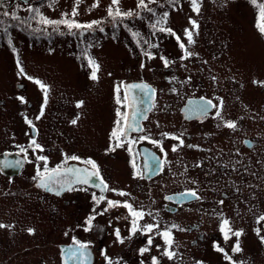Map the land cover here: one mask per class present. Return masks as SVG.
Returning <instances> with one entry per match:
<instances>
[{"label":"flooded vegetation","instance_id":"flooded-vegetation-1","mask_svg":"<svg viewBox=\"0 0 264 264\" xmlns=\"http://www.w3.org/2000/svg\"><path fill=\"white\" fill-rule=\"evenodd\" d=\"M248 1L252 9L256 7L251 0ZM257 19V17L256 20L253 19L254 28ZM219 45L217 48H204V50L198 48L197 51L189 48L199 56L184 61L186 68L181 67L182 62L179 60V56L182 55L181 50L179 48L170 50L166 56L176 63L170 68L160 65L157 68L159 73L157 81L140 77L124 83L144 82L157 90L155 107L148 112V119L140 118V124L149 135L160 138L161 133L164 132L182 134L185 145H199L198 148H178V151L173 153L171 145L177 142L164 138L168 163L164 164L161 171L156 167L155 161L150 162L152 170L145 169L146 175L142 180L133 178V159L138 167H142L145 150L161 158L162 154L147 140L135 144L134 155H130L126 148L117 149L115 152L105 151L109 144L110 132L117 119L115 114L117 107L124 112L133 111L126 106L117 105L114 92L112 119L104 115L102 119L89 115L87 101L83 97H77L76 93H72V96L60 95L57 106L52 111V117L46 115L50 122L48 128H51L50 132H52L49 139L45 133H42L43 126L38 123L37 131L34 132L30 127L31 133H28L27 123L23 119L24 131L20 137L23 141L19 145L27 147L30 139L35 137L45 149L42 154L48 156L50 168L62 162L64 153L81 157V161H68V166L71 167H83V159L91 157L99 164L101 174L110 187L131 194L130 197H119L109 191L105 193L108 199L121 201L128 199L138 208L143 205L154 213L158 212L157 219L162 226L175 223L186 229L185 231L173 229V250L177 255L174 260L164 257L161 264H190L191 260H201L207 239L219 238L217 233L209 234L206 230L207 213L218 217L222 213L227 218L228 204L229 207L233 205L234 209L242 211L243 206L246 209L257 207L260 205L258 198H264V86L253 83L254 80L264 82V63L261 66L253 63V67L246 64L245 68L243 64L245 62L236 58L235 53H239V50H233V46L229 45L226 39L220 41ZM203 61L208 63L204 64ZM189 75L192 76L191 84L180 83ZM212 76H216L217 81H212ZM173 77L176 79L173 80ZM121 87L123 92V83ZM114 88L115 85L113 91ZM173 88L177 91H172ZM97 94L95 100L98 99ZM129 95H135L139 101H143L140 104L141 110L148 107L147 97L139 89H133ZM201 97L212 99L214 103L217 102L216 97H222L224 101L222 115L226 120L236 121L237 129L224 127L221 120L214 118L215 110L200 118L189 111L188 118H185L184 109L202 103ZM81 99L85 104L82 109H77L75 102ZM31 105L32 102H28V106ZM77 115L80 119L76 125H72L70 121ZM32 116L30 113L27 117L35 121ZM130 135L135 139L140 133L131 132ZM246 141L250 143H245ZM7 151L23 157L24 160L20 171L16 175L9 174L8 177L13 178L23 174L30 177L35 174V163H29V160L35 161L36 153L30 151L26 160L17 145ZM233 167L236 171H232ZM9 168L13 172L17 169V167ZM33 186L35 187V182ZM192 188L198 189L203 197L202 200L182 196L186 190ZM237 188L240 189L239 192L236 191ZM36 189L54 203L51 206L52 212H56L57 217L61 219L58 226H61L62 222L65 223V218L69 217L71 220L70 224L64 225L71 230L69 241L59 244L61 264H63L61 246L73 245V237L89 243L87 264H105L101 256L102 249H107L108 255L114 262L122 258L126 264H139L141 259L145 264H150L152 255H160L155 245L163 246V241L158 237H154L151 252L145 253L144 257L139 256L138 249L146 246L147 236L137 234L130 240L126 239L124 244L114 242L115 228L121 230L122 236L129 235L130 221L125 219L128 212L120 206L109 208L102 216L98 215L93 221V229L84 231V220L92 214L94 207L91 193L95 192L99 195L98 188L89 185L88 191H73L59 197L42 189ZM166 196H171L173 199L167 200ZM220 199L224 200L223 205L218 203ZM104 207H107V204L102 202L97 210ZM145 220L152 222L150 217H145ZM72 264L79 262L75 259Z\"/></svg>","mask_w":264,"mask_h":264},{"label":"rangeland","instance_id":"rangeland-1","mask_svg":"<svg viewBox=\"0 0 264 264\" xmlns=\"http://www.w3.org/2000/svg\"><path fill=\"white\" fill-rule=\"evenodd\" d=\"M17 2L21 5L17 14L27 18V23L24 25L17 21L9 23L6 20L10 17L0 19L5 22L0 24V155L23 141V138H20L24 131L23 119L30 113L34 119L39 114L43 100V93L38 85L17 75V55L28 75L51 86L50 100L44 116L40 120L31 119L36 126L38 124L43 126L42 133L49 139L50 134L52 135L51 128H48L49 117H52V111L56 108L60 95L72 96V93H76L77 97H83L87 101L89 115H94L98 119H102L104 115L112 119L114 85L122 84L123 80L124 84L140 77L157 81L159 75L157 68L163 65L158 58L159 55L166 56L170 50L179 48L174 37L159 34L158 38H154V42L160 44L158 50H153L157 58L146 59L123 24L114 27L111 18L107 17L111 0H99L98 7H93L96 0H79L76 19L80 22L102 20L105 29L104 32L99 30L85 32L82 36L67 34V29L63 26L61 31L65 32L64 35L53 31L51 26H47L46 32L33 31L37 28L43 29L45 26L37 23L38 17L32 19L33 13L25 11L28 5L24 0H0V3L7 5L9 9ZM29 2L50 19H61L62 13L70 14L76 5V0H29ZM136 2L137 0H120L119 7L123 10L133 9ZM160 2L164 3V0ZM262 2L263 0H257V3ZM180 4L182 8L179 11L167 8L164 10H170L168 24L181 36L183 29L190 27L188 23L190 16L198 21L199 34L195 36L196 43L188 45L189 48L196 51L198 48L200 50L217 48L219 42L226 39L228 44L233 46V50H239L235 55L238 60L245 62L243 63L245 68L246 64L249 67H253L254 64L263 65L264 35L259 33L257 22L255 28L253 26V19L258 18L256 15L258 8L252 9L248 0H200L199 15L191 11L189 0H180ZM3 11L4 9L0 8V13ZM8 25L10 27L6 35L3 28ZM129 26L145 37L150 35L147 19L130 22ZM114 35L116 39L112 38ZM9 38L13 42L12 45L8 43ZM182 39L186 38L182 36ZM13 46L17 49L16 53L12 51ZM84 52L101 65L98 81L91 83L89 79L90 69L87 67ZM141 62L145 64L143 69L140 68ZM21 95L28 102H32L30 107L28 103L21 104L16 99ZM47 114L51 116L46 117ZM27 129L28 133H31L28 124ZM15 159L14 155L9 158L11 161ZM11 171L9 167L4 170L0 167V223L14 225L0 229V264H61L59 244L69 241L71 230L64 225L70 224V218H65V223L62 222L61 226H58L61 219L57 217L56 212H52L51 206L54 203L33 186L32 176L23 174L10 178L7 175H16L19 172L17 169L15 172ZM258 201L260 205L253 209H246L242 205L241 211L240 206L241 212L234 209L231 204L229 207L227 203V219L230 220L231 226L244 230V235L240 238L243 249L241 253L230 251L235 238L225 242L223 234L219 231L218 215L207 213L206 230L209 234L217 233L219 238L207 239L204 256L201 259L204 264H228L223 255L213 249L214 241L228 250L234 259L243 261V264H264V244L254 231L256 227H262L264 234V226L255 223L256 216L264 214V198H258ZM29 228L35 229L34 234L27 231ZM66 232L68 235H65ZM62 263L64 264L63 258ZM190 264H195V260H191Z\"/></svg>","mask_w":264,"mask_h":264},{"label":"snow or ice","instance_id":"snow-or-ice-1","mask_svg":"<svg viewBox=\"0 0 264 264\" xmlns=\"http://www.w3.org/2000/svg\"><path fill=\"white\" fill-rule=\"evenodd\" d=\"M24 3L27 4V8L25 11L29 13H33L32 19H37V23L45 26L43 29L37 28L33 29V31H47V26H51L53 31L59 32L60 35H64L65 32L61 31V26L67 29V34H79L82 36L85 32L96 31L104 32V27L102 24L104 21L102 20H91L88 22H80L76 19L78 15V5L79 0H76V5L72 8L71 13L68 12L62 13L61 19H50L43 15L39 8L34 7L30 4L29 0H24ZM251 3L255 5L258 9V19L256 23V27L261 35H264V3H257V0H251ZM191 11L197 15H199L201 11L200 0H189ZM120 5V0H111V3L107 9V17L111 18V21L115 26H119L123 24L124 28L127 29L128 33L131 35L133 41L135 42L137 48L140 49L141 55H143L148 60H153L157 58V54L155 50H158L160 44L154 42V38H158L159 34H166L170 37H174L179 49L182 52V55L179 56V60L182 62L181 67H187L184 64V61H188L193 58H198L199 54L191 51L188 45H194L196 43L195 36L198 35L199 23L196 19H193L191 16L188 18V23L190 27L184 28L182 32V36L186 39H182L181 35H178L174 29L169 26V16L170 10L179 11L182 8L180 4V0H164V3H161L160 0H137L135 8L123 10ZM99 6V0H96V3L93 7ZM21 5L17 2L12 9H9L7 5L0 3V8H3L4 11L0 13V15L4 17H10L11 20L19 22L20 25H24L27 23V18H22L17 14V11L20 9ZM51 7V4L49 5ZM170 10H164V9ZM148 20V26L150 29V35L145 37L138 30H133L132 27L129 26L130 22H135L136 20L144 21ZM3 20H0V24H4ZM9 27L5 26L3 28V32L7 35L9 32ZM116 39L115 35L112 37ZM9 45H12V40L9 38ZM91 47V45H89ZM12 51L14 53L17 52V49L13 46ZM51 51V50H50ZM84 58L87 60V67L90 69L89 79L92 81H98L99 76L98 73L101 70V65L93 59L87 52H84ZM163 64L164 68H170L171 65L175 64V60H169L163 54L158 57ZM204 64H207V61H203ZM16 66L18 68L17 75L25 77L29 81H33L36 85L39 86L41 92L43 93V100L40 105L39 114L35 117L36 120H40L44 114L47 105L50 100V91L51 86L41 81L38 78L30 76L26 73L24 67L21 64L19 56H16ZM83 66V65H82ZM145 64L141 62L140 68L143 69ZM111 75V73H109ZM173 80L176 77L172 78ZM212 81H217L216 76L211 77ZM192 82V76L189 75L184 81H181L183 85H189ZM123 83V82H122ZM254 84H259L260 86H264V82L262 81H253ZM133 89H139L140 92L147 97L148 107L143 110L140 109V104L143 101H139L135 95H129V93ZM172 91H177L175 88ZM157 90L153 88L151 85L141 82L139 84H123V92L121 84H117L114 88L115 93V103L117 105L126 106L129 109H133V111L124 112L120 107L116 109V117L117 119L114 122V126L109 135V144L106 148V152H115L117 149H125L130 155H134V146L138 141H149L152 145H154L160 153L161 157H157L155 153L148 152L145 150L143 155L144 164L142 167H138L135 160L132 161V169H133V178L142 180L145 178V169L149 171L152 170V164L150 162L155 161L156 167H158L161 171L163 170L164 164L168 163V152L164 146V138H170L171 140L176 141L171 145V152L175 153L178 151V148L188 147V148H198L199 145L187 144L185 145V141L183 135H177L174 133L164 132L161 133L160 138H153L151 135L147 133V130L142 127L140 124V118L144 120L148 119V112L151 111L155 107V97ZM16 99L21 104H27V99L21 95L17 96ZM202 103L196 104L191 108H185L184 111L187 113L190 111L197 118L207 116L211 110H215L214 118L221 120L223 122V126L231 129H237V122L233 120L224 119L223 106L224 101L222 97H216V103L213 102L212 99H206L204 97L200 98ZM85 102L84 100H77L75 102V107L77 109H82ZM79 115L76 118L72 119L70 123L72 125H76L79 121ZM242 119V118H241ZM25 122L31 127V129L36 132V125L33 123L31 119H28L27 116L24 117ZM157 123V127H158ZM220 126L219 124L217 125ZM131 132L140 133L137 138H132L130 135ZM245 143H250L246 141ZM19 152L23 154L24 159H28L29 152L36 153L35 161L29 160V163H35V174L32 176V180L35 182V187L38 189H42L46 193H51L54 196H62L65 193L73 192V191H88V186L91 185L94 188H98L100 190V194L97 195L95 192L91 193V199L94 202V207L92 208V214L88 215L84 220V231H91L94 227L93 221L96 219L98 215H104L109 208H116L118 206L127 209L128 216L125 219L130 221V227L128 228L129 235L127 237L122 236L121 230L119 228L114 229V237L115 243L124 244L125 240H130L133 236L137 234L147 236L146 246L140 247L138 249V254L140 257H144L145 253H150L151 248L154 245V237H158L162 239L163 246L160 244H156L155 247L160 251V255H152L150 257V264H161V260L166 257L168 260H174L176 257V252L173 250L174 243V235L173 229H177L180 231H185L186 229L181 228L179 225L173 224H165L161 225L160 221L157 219L159 213H154L151 209H146L143 205L139 208L134 206L128 199L125 200H114L108 199L105 195L106 192H113L119 197H130V193L124 190H119L116 188L110 187V185L106 182L105 178L101 174V169L99 164L95 159L91 157L83 159L82 164L83 167H71L68 166V161H81V157L79 155H68L64 153V158L61 163L57 164L55 167L50 168L48 161L49 158L42 153L45 151L44 147L38 143L35 137L31 138L28 146L24 147L22 145H17ZM210 151V150H209ZM239 150H237V153ZM40 162H43L41 165ZM239 163V161H238ZM21 165L20 160H7L5 159L3 166L4 167H16ZM199 166V165H198ZM232 171H236V168L233 167ZM95 178V179H94ZM98 181V182H97ZM193 183H196L193 181ZM237 192L240 191L239 188L236 189ZM182 196L193 197L197 200H202L203 197L199 193L197 188H192L186 190ZM165 199L172 200L173 197L166 196ZM102 202L107 204V207L102 208L101 210H97L98 206H101ZM155 203V201H153ZM220 205L224 204V200L220 199L218 201ZM145 217H150L152 222H147ZM119 219V218H117ZM219 231L223 234V240L228 242L235 238V243L231 245L230 251L232 253H241L243 251L241 247L240 238L244 235L243 229H234L231 226V222L229 219L225 218L222 213L219 214ZM143 222V223H142ZM111 224V222H109ZM255 223L257 225L264 226V214H260L256 216ZM10 227H14V225H8L4 223H0V229H7ZM30 234H34L35 229L29 228L27 230ZM255 234L259 237L260 242L264 244V234H262V227H256L254 229ZM149 233H153L154 235H148ZM65 235H68L66 232ZM73 239V245L69 246L65 253V261L64 264H68V260L76 259L79 264H87L88 256H89V243L81 242L77 240L75 237ZM213 249L222 254L225 261L228 264H243V261H237L233 258L232 255L229 254V251L220 245L219 242H213ZM101 256L105 260V264H126L122 258L118 261H113L112 257L108 255L107 249L101 250ZM139 264H145L144 260L141 259ZM195 264H204L202 260H196Z\"/></svg>","mask_w":264,"mask_h":264},{"label":"water","instance_id":"water-1","mask_svg":"<svg viewBox=\"0 0 264 264\" xmlns=\"http://www.w3.org/2000/svg\"><path fill=\"white\" fill-rule=\"evenodd\" d=\"M129 85H131V83ZM12 155H14L15 157L17 156L15 160H20L21 161V165L16 166L17 167V172H18V171H20V169H21V167L23 165L24 160L21 157H19L17 154H15V153H8V152L7 153H2L0 155V167H1L2 170H4V168L6 169L7 167H4L3 166L4 161H5V159L9 160V158H11ZM69 246H71V245H63L62 246V258H63V262L65 261V258H66L65 257V253H66V251H67V249H68ZM74 260L75 259L68 260V264H72L74 262Z\"/></svg>","mask_w":264,"mask_h":264},{"label":"trees","instance_id":"trees-1","mask_svg":"<svg viewBox=\"0 0 264 264\" xmlns=\"http://www.w3.org/2000/svg\"><path fill=\"white\" fill-rule=\"evenodd\" d=\"M4 18H6V17H4V16L0 17V19H4ZM6 21H8L10 23L13 20L9 19V20H6ZM13 22H16V21H13Z\"/></svg>","mask_w":264,"mask_h":264}]
</instances>
